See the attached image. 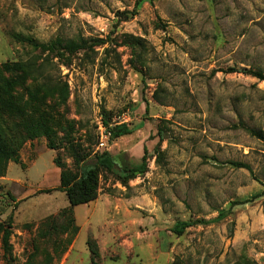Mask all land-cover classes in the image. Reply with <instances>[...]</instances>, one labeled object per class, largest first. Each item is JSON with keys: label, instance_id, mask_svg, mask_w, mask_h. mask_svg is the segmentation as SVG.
<instances>
[{"label": "rangeland", "instance_id": "1", "mask_svg": "<svg viewBox=\"0 0 264 264\" xmlns=\"http://www.w3.org/2000/svg\"><path fill=\"white\" fill-rule=\"evenodd\" d=\"M138 1L0 0V65L34 60L68 89L55 149L46 137L28 141L0 180V264L75 261L79 232L62 211L56 158L78 173L74 152L108 151L128 167L145 147L148 171L128 187L101 173L114 216L99 207L74 256L102 235L109 259L78 264H264V81L240 71L264 75V0H143L134 16ZM81 38L97 43L74 54L35 48ZM105 118L133 134L101 139Z\"/></svg>", "mask_w": 264, "mask_h": 264}, {"label": "trees", "instance_id": "2", "mask_svg": "<svg viewBox=\"0 0 264 264\" xmlns=\"http://www.w3.org/2000/svg\"><path fill=\"white\" fill-rule=\"evenodd\" d=\"M142 2L143 0L138 1L132 15H138V8ZM96 43V40L81 38L78 41H68L64 44L61 39H56L49 44L38 45L35 48L41 49L43 52L56 51L57 54L61 53L57 52L58 49L62 48L64 52L74 54L81 50L92 49L93 44ZM130 44L134 45L132 42ZM42 68V65L38 66L34 60L6 62L0 65V178L7 175L8 166L11 162L20 164V151L28 141L46 137L49 141L48 148L55 149L54 143L57 134L55 128L61 127L63 124L58 108L65 104L68 89L67 87L59 88L56 84L42 77L44 74L43 72L40 74ZM236 71L234 68L229 69V72ZM240 71L264 81V75L261 72L247 69ZM103 121L104 128L110 133L109 142L133 134V130L127 124L111 126L106 118ZM155 153H157L158 158L163 155L158 146L155 148ZM73 156L78 173L69 170L59 158H56L54 163L61 170L59 189L64 191L69 201V206L62 211L73 216L75 225L74 208L98 199L101 173L115 176L121 185L128 187L130 180L142 176L148 171V149L146 147L141 163L128 167L121 166L108 151L97 152L92 158L76 152ZM236 165L250 169L245 164ZM52 191L54 190H43L40 193L47 194ZM258 196H264V190ZM231 211L232 209L222 211L210 221L202 219L177 221L172 226L171 232L177 236H182L191 227L224 220ZM76 227L79 232V227L77 225ZM89 243L90 241L87 242V245L88 248L90 247L92 258L98 259L100 257L99 248L96 246V249H93Z\"/></svg>", "mask_w": 264, "mask_h": 264}, {"label": "crops", "instance_id": "3", "mask_svg": "<svg viewBox=\"0 0 264 264\" xmlns=\"http://www.w3.org/2000/svg\"><path fill=\"white\" fill-rule=\"evenodd\" d=\"M12 164H13V162H11L9 164V166H8L7 175H8L9 169H10ZM7 175L5 177L0 178V180H2V181L7 180ZM105 197H107V194H101L100 193L97 200H95L93 202H90L88 204H83V205L76 206L74 208V215H75V220H76L77 226L79 227V233L74 238V240L72 242V245L70 247V251L67 254V260L68 261L70 259H72V258L75 259V261H73L71 264H78L79 261L80 262H86V260H88L91 257V253H90V250L88 248V245H86V248H85L84 252L78 253L77 256H74V252L76 250V245H77V243H78V241H79V239L81 237V233L84 230L89 229V227H91L93 225V224H91V223H93L92 219L96 217L97 211L99 210V207H102V206L106 207V209H107L106 219L107 220H108L109 217H111L113 215V213H114V212H112L113 209H111V207L106 202L103 203L104 202L103 199H105ZM68 206H69V204L66 205V207H68ZM112 219H114V218H112ZM115 222H116V219L111 221L110 225H113ZM99 228H101V227H99ZM108 229L109 228H107V230ZM102 238L103 237L101 235V237L95 239V241L97 242V245H98V248H99V252L101 254V259L104 260V261H107L109 259V257L106 258L104 253H103V250H102V248H103ZM109 239H111V241H110L111 243H113V244L117 243L116 242L117 240H115L113 238V236H111V234H110ZM104 250H105V247H104ZM86 253L88 254V257L86 255ZM102 254L104 255V257H102Z\"/></svg>", "mask_w": 264, "mask_h": 264}, {"label": "built area", "instance_id": "4", "mask_svg": "<svg viewBox=\"0 0 264 264\" xmlns=\"http://www.w3.org/2000/svg\"><path fill=\"white\" fill-rule=\"evenodd\" d=\"M101 129V139L109 140L110 133L103 127H100Z\"/></svg>", "mask_w": 264, "mask_h": 264}]
</instances>
